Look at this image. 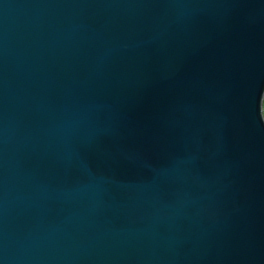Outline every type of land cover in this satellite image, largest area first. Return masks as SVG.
<instances>
[{"label":"water","instance_id":"obj_1","mask_svg":"<svg viewBox=\"0 0 264 264\" xmlns=\"http://www.w3.org/2000/svg\"><path fill=\"white\" fill-rule=\"evenodd\" d=\"M264 0H0V264H264Z\"/></svg>","mask_w":264,"mask_h":264},{"label":"rangeland","instance_id":"obj_2","mask_svg":"<svg viewBox=\"0 0 264 264\" xmlns=\"http://www.w3.org/2000/svg\"><path fill=\"white\" fill-rule=\"evenodd\" d=\"M262 117H263V120H264V96H263V99H262Z\"/></svg>","mask_w":264,"mask_h":264}]
</instances>
